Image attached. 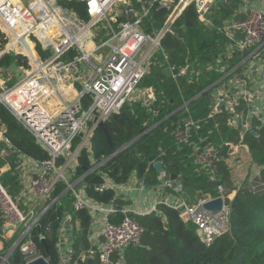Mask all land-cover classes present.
<instances>
[{"label": "built area", "instance_id": "built-area-1", "mask_svg": "<svg viewBox=\"0 0 264 264\" xmlns=\"http://www.w3.org/2000/svg\"><path fill=\"white\" fill-rule=\"evenodd\" d=\"M85 1L89 18L79 16L59 0H27L23 4L30 9L28 13L18 12L20 4L14 0H0V30L8 38L7 44L0 48V60L6 53L14 56L20 51L29 62L25 66L13 60L12 65L0 67V102L48 154L42 160L22 155L15 166L19 185L15 197L0 179V264H11L9 258L16 249L24 254L26 264L38 257L45 258L50 264L49 258L40 252L32 232L41 225L47 210L64 195L70 198L72 209L64 211L57 227V264H81L89 258L92 261L99 258L102 264L121 263L119 259L114 261V255H123L131 245L138 244L144 230L133 214L150 213L158 202L174 206L180 213L188 211L189 221L206 244L230 229L226 189L222 184L218 185L219 194L215 196L224 199L219 210L204 208L203 202L208 199L190 204L184 199L170 200L162 193L151 210L136 211L124 204V193L148 186L136 172L127 181L119 182L102 169L109 158L131 141L107 157H92L90 167L83 174L78 171L79 156L84 149L91 150L98 123L107 122L125 103L137 101L147 108L155 103L154 87L141 82L149 72L152 57L161 48L164 36L174 33V25L183 10L193 4L199 19L210 25L212 8L219 3L234 5V11L216 25L219 48L214 56L204 63L195 59L181 67L172 63L171 68L177 69L172 76H184L193 81L203 73H217L216 79L204 89L211 90L208 117H215L224 109L228 111L229 124L238 130L239 140L236 143L228 140L224 144L233 150L244 147L248 151L243 133L247 130L258 132L257 128L264 123V0H156L158 9L166 6L168 14L162 15L161 23H156L150 32L142 23L149 16L155 0ZM32 8L33 12L40 8L42 14L34 17ZM100 21L106 23L110 35L89 45L85 34ZM41 26L52 32L45 34V42L38 35ZM32 33L36 38L31 36ZM19 36L30 42V50ZM219 36H222V42ZM30 37L38 41L37 45L41 44L46 55L38 47L35 49ZM17 45L23 49H17ZM7 70L19 71L10 83H7ZM189 101L180 105L184 107L183 111H188ZM221 101L224 104L219 107ZM202 120L183 116L175 121L170 133L177 145L189 144L194 164L216 179L220 161L224 158V145H217L207 134L199 133ZM193 133L195 138H192ZM3 139L8 141L0 126V140ZM156 161L162 163L163 169L157 171L158 184L150 187L160 191L165 186L173 187L179 192V182L169 176L161 159L151 160L153 165ZM8 168L5 166L2 170ZM89 173L102 177V181L95 184L96 188L114 190L122 202H99L88 196L84 177ZM258 174V165L252 162L246 183L253 190L257 188L255 178ZM58 187H61L59 192ZM82 209L88 211L91 221L85 234L87 243L80 238L76 251L77 233L84 232L85 227L75 211ZM39 238L44 239L45 234L39 233Z\"/></svg>", "mask_w": 264, "mask_h": 264}, {"label": "trees", "instance_id": "trees-1", "mask_svg": "<svg viewBox=\"0 0 264 264\" xmlns=\"http://www.w3.org/2000/svg\"><path fill=\"white\" fill-rule=\"evenodd\" d=\"M59 1L83 18L91 16L85 0ZM233 6L219 3L217 7L212 8L210 25L199 19L193 4L183 10L174 25V33L164 36L161 48L153 55L149 72L141 82L142 85L154 87L157 95L155 103L150 108L137 101L125 103L121 110L113 113L107 121L111 143L104 130L97 127L92 137L91 150L84 149L80 153L78 165L79 173L83 174L90 167L92 157L96 159L107 157L113 150L138 137L109 158L102 165V169L119 182L127 181L131 174L136 172L145 185L154 186L158 184L157 170L150 159L154 156L163 161L169 176L175 175L173 178L180 184L179 192L187 196L190 204L215 197L219 194L218 185L222 184L226 189L225 201L229 206L230 229L206 244L195 231L193 223L182 219L178 208L165 202H158L155 213L133 214L143 227V234L141 241L131 245L123 255H114V261L122 260L119 264H264V123L257 128L258 134L250 130L243 133L244 141L249 145L252 161L258 165L259 174L255 178L257 188L251 189L246 182L234 186L228 161L233 149L224 143L228 140L238 142L239 133L230 126L228 121L230 113L225 109L215 117H208L211 90L204 91L218 74L203 73L199 79L189 81L184 76H168L163 72V68L168 65V58L172 59L176 67L190 64L195 59L198 63L211 59L215 50L219 48L216 25L221 19L232 14ZM162 20L158 1L155 0L142 26L150 32L156 27V23H161ZM222 39V36H219L221 42ZM7 42L8 38L0 30V48ZM37 47L41 50L40 44ZM41 51L46 55V52ZM262 59L264 61V49ZM13 60L21 65H29L28 57L20 51L14 56L7 53L3 55L0 65L10 66ZM186 100H190L189 108L188 111H183L184 107L181 108L180 105ZM183 116L202 118L199 133L207 134L209 140L217 145H224V158L220 161L216 179H212L207 171L199 169L194 164L189 144L175 143L170 132L177 123L175 121L182 119ZM215 122L218 124L215 125ZM0 126L3 127L4 135L8 139L0 140V179L9 193L15 197L19 188L15 166L22 155L42 160L48 154L30 131L1 102ZM192 138H195L194 133ZM5 166L9 168L2 170ZM84 179L88 196L99 202H122L114 190L95 187V184L102 181L100 175L89 173ZM60 188H57V192ZM164 190L177 192L173 187L165 186ZM233 190L236 191L235 194L229 197ZM69 203L70 198L64 195L60 202L47 210L41 225L35 227L32 232L40 252L49 258L50 264H57L59 259L56 244L57 227L64 211L72 209ZM75 213L85 227L84 232L77 233L78 239L74 245L77 251V242L81 241L80 238L87 243L85 234L91 218L87 210H77ZM39 233L45 234V238L40 239ZM9 260L11 264H26L25 256L19 249L11 254ZM81 264L102 263L99 258H95L92 263Z\"/></svg>", "mask_w": 264, "mask_h": 264}, {"label": "crops", "instance_id": "crops-1", "mask_svg": "<svg viewBox=\"0 0 264 264\" xmlns=\"http://www.w3.org/2000/svg\"><path fill=\"white\" fill-rule=\"evenodd\" d=\"M91 32H95L98 36V40H100V35L95 29H91ZM88 44L92 43L87 40ZM229 165L231 168V179L234 186H238L241 183L248 182L246 180L247 171L249 170V166L251 165L252 158L250 151L244 147H238L236 150H233L231 153V158L228 159ZM133 181V179H132ZM235 190H233L230 194V197H233L235 194ZM163 195H168L170 200L178 201V200H187L188 198L184 193L178 192H167L166 190L160 191L156 187H144L143 189H132L129 193H124V204L136 211H148L151 210L154 205L158 202V200ZM169 193V194H168Z\"/></svg>", "mask_w": 264, "mask_h": 264}, {"label": "water", "instance_id": "water-1", "mask_svg": "<svg viewBox=\"0 0 264 264\" xmlns=\"http://www.w3.org/2000/svg\"><path fill=\"white\" fill-rule=\"evenodd\" d=\"M27 0H22L23 3H25ZM220 2H224V0H219ZM160 12L162 13L163 16L167 15L168 14V8L166 6H161L159 8ZM157 25V24H156ZM172 59L171 58H168V65L166 67L163 68V72L168 75V76H172L173 74H175L177 72V69L176 68H171V65H172ZM224 104V101H221V103L219 104V107L222 106ZM98 127H100L101 129L104 130L106 136L108 137L110 143H111V138L109 136V132H108V123L105 122V121H100L98 123ZM252 133L254 134H258V132L256 130H252L251 131ZM138 138V137H136ZM136 138H134L131 142H133ZM155 157L154 156H151L150 159L153 160ZM155 168L157 171H160L163 169V165L160 161H156L155 162ZM172 177H175V175L173 174ZM224 204V199L222 196H217L215 198H212V199H208V200H205L203 202V206L204 208L208 209V210H211V211H215V210H219L222 208ZM153 213H155V210L152 211ZM181 217L182 219L187 222L190 220V213L188 211H183L181 213ZM88 262L89 263H92V258H89L88 259ZM28 264H48L47 260L43 257H38L32 261H30Z\"/></svg>", "mask_w": 264, "mask_h": 264}, {"label": "rangeland", "instance_id": "rangeland-1", "mask_svg": "<svg viewBox=\"0 0 264 264\" xmlns=\"http://www.w3.org/2000/svg\"><path fill=\"white\" fill-rule=\"evenodd\" d=\"M16 3H18V4H20L19 6H18V8H19V11L18 12H20V13H23V12H25L26 11V7H25V5L23 4V2H22V0H14ZM28 18V17H27ZM31 19V18H30ZM14 23H16V20H14ZM93 29H95L97 32H98V34L100 35V37L102 38V39H106L109 35H110V30L107 28V26H106V23H103L102 21H100V22H98V23H96L94 26H93ZM31 36H34L33 38H36L35 37V34L34 33H32V35ZM31 38V37H30ZM31 41L34 43V47H35V49L37 50V43H38V41H35L34 39H32L31 38ZM41 45V44H40ZM16 48L17 49H21L22 48V46L21 45H17L16 46ZM23 49V48H22ZM8 55H9V53H7ZM5 55V54H4ZM7 59L8 58H6V61H7ZM9 61V60H8ZM2 69H4V68H6L7 67V65H1L0 66ZM8 71V78H7V83H10V82H12L13 80H14V78H16L15 76H17V73H19V71H11V70H7Z\"/></svg>", "mask_w": 264, "mask_h": 264}, {"label": "bare ground", "instance_id": "bare-ground-1", "mask_svg": "<svg viewBox=\"0 0 264 264\" xmlns=\"http://www.w3.org/2000/svg\"><path fill=\"white\" fill-rule=\"evenodd\" d=\"M92 5H94L93 2H92ZM92 7L94 8L95 5L92 6ZM29 10H30V9H26L25 13H26V12L28 13ZM32 12H33V8L31 9V13H32ZM33 13H34L33 16L36 17V16L42 14V10H41L40 8H37V9L35 10V12H33ZM15 24H17V22H16ZM41 25H42V24H41ZM53 32H57V30H53ZM50 33H52V32H50L47 28L45 29V26H41V29L39 30L38 35H39V36L44 40V42H45V41H46L45 34L50 35ZM19 37H20L21 42L23 43V45H25L26 48H27L28 50H30V48H31V44H30V42H28V40H26L25 38H23V37H21V36H19ZM85 37L87 38V40L89 41V43H90V42L93 43V42L98 41V36L95 34V32H91V31H89V32H87V33L85 34Z\"/></svg>", "mask_w": 264, "mask_h": 264}]
</instances>
